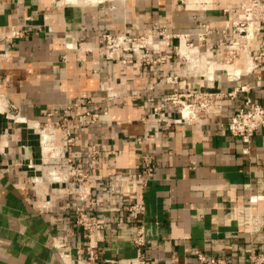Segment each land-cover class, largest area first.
Returning a JSON list of instances; mask_svg holds the SVG:
<instances>
[{
  "label": "crops",
  "instance_id": "0c3cea01",
  "mask_svg": "<svg viewBox=\"0 0 264 264\" xmlns=\"http://www.w3.org/2000/svg\"><path fill=\"white\" fill-rule=\"evenodd\" d=\"M240 1L120 0L107 8L102 3L0 0V264H60L54 242L81 240L72 212L78 199L64 184L51 183L63 174L54 172L53 177L48 170L43 159H51L50 151H43L33 130L61 121L59 112L69 104L75 109L68 126L78 135L69 150L87 163L96 149L99 176L127 172L129 181L139 184L141 153L154 156L153 176L129 197L144 204L136 222L144 227L140 253L147 259L198 264L197 250L249 264L247 250H263L264 229L248 233L228 217L236 206L264 213V127L255 131L250 153L243 154L241 140L224 126L247 98L264 105V59L255 66L242 52V59L232 64L234 78L215 82V90H245L201 123L174 124L142 140L139 120L174 87L207 85L193 78L160 82L174 68L170 59L132 67L98 53L105 32L146 35L155 33L158 24L168 34H188L195 42L201 25H209L211 41L217 44L224 23L239 14ZM22 25L24 31L12 37V29ZM263 36L251 43V52L256 53L254 43L264 42ZM105 88L122 96L107 99ZM86 111L99 113L101 121L78 123ZM50 128L43 130H51L58 143ZM34 174H39L36 183ZM58 187L63 194L43 209L40 194ZM90 211L105 225L97 240L102 258L137 254L135 221L128 212L109 211L100 201Z\"/></svg>",
  "mask_w": 264,
  "mask_h": 264
},
{
  "label": "built area",
  "instance_id": "2783aa9c",
  "mask_svg": "<svg viewBox=\"0 0 264 264\" xmlns=\"http://www.w3.org/2000/svg\"><path fill=\"white\" fill-rule=\"evenodd\" d=\"M245 1V0H241ZM181 3L186 4L185 0H180ZM251 7L264 9V0H248ZM205 3V1H202ZM204 31L197 35V41L205 39V36L212 33L209 25H201ZM26 25H22L21 29L13 28L11 36L17 37L24 31ZM50 31V30H49ZM222 38H225V30L222 31ZM146 36V37H145ZM158 32L152 34L132 35L128 31L122 33L105 32L101 35V43L98 47V53L106 60H118L122 64H131L132 67L136 63L146 62L156 63L154 60L143 59V52H158V45L153 44L158 41ZM175 34H170L168 37H173ZM179 37H184V42H188V34H176ZM199 44L195 47L199 49ZM264 42L256 48L259 53L251 58L257 60L255 66L264 59ZM193 45L192 41L189 43ZM212 43L207 47L211 49ZM161 49V47H160ZM5 52V47L1 48ZM146 55V54H145ZM171 55L167 56L170 58ZM166 60V59H165ZM175 74V75H174ZM169 83H177L181 78L178 72H171ZM188 78V76H185ZM220 83L219 79H216ZM164 83V77L160 79ZM106 98L115 99L122 96L121 93L110 88H105ZM111 90V91H110ZM245 87L241 86L232 91L215 90V80L212 84L208 83L206 87L192 88V87H174V89L161 99L152 107L150 111L145 113L139 123L144 127L142 140L148 137H157L161 129H167L171 125L180 123H201L213 110H219L227 104L229 99H232L238 91H244ZM138 92V91H132ZM148 101H153L149 98ZM88 104L90 101L87 102ZM83 103L82 105H85ZM75 109L74 105H66L60 110L61 121L55 122L52 127L54 131L59 134L58 143L55 138L51 142L50 154L51 159L44 161L45 164L50 165L55 171L61 170L63 172L62 178L51 181L53 184H64L65 190L76 195L78 203L72 207L73 222L81 231V240L75 244H70L63 240H56L54 248L57 252L60 264H177L175 261L164 263H157L147 259L140 248L145 244V231L142 224L137 223L136 220L144 212L143 202H136L129 199L130 194L137 187H143L154 173V156L151 153L143 151L140 155L139 173L141 180L139 184L130 182V174L127 172H114L104 177L99 176L97 171L99 165L97 163V150L92 149L89 155V161L83 163L76 159V154L69 149L76 144L78 135L75 134L68 123H71L70 112ZM187 110L186 115L184 110ZM107 115V112H103ZM101 121V115L97 112L86 111L81 115L78 123L92 124ZM67 123V124H66ZM264 127V105L260 103H253L249 98L245 100L242 108L238 109L232 114L226 122L225 130L241 140V151L243 154H249L251 149V141L255 131ZM44 128V127H43ZM55 132V133H56ZM56 133V134H57ZM41 140V138H40ZM41 146V141L39 142ZM141 143V141H140ZM34 165L28 163V167L36 171ZM38 175L34 174L33 179ZM63 188L58 187L49 192L48 195L40 194L41 207L48 209L52 206L53 198L56 195H62ZM47 196V197H46ZM103 202L106 209L109 211H126L131 215L135 221L133 223L134 237L133 244L137 249V254L132 257H112L102 258L97 244L98 238L101 237V232L105 228L104 223L90 209L96 206L98 202ZM229 221L236 222L237 226L245 232L251 233L264 229V213L253 211L250 206H236L228 217ZM198 264H236L228 261L222 256L206 255L205 253L194 252ZM249 264H264V248L258 253H253L247 250Z\"/></svg>",
  "mask_w": 264,
  "mask_h": 264
},
{
  "label": "rangeland",
  "instance_id": "374dc122",
  "mask_svg": "<svg viewBox=\"0 0 264 264\" xmlns=\"http://www.w3.org/2000/svg\"><path fill=\"white\" fill-rule=\"evenodd\" d=\"M56 1L58 4H63V5L68 4L66 1L64 2V0H56ZM119 2L120 0H109V1L107 0L101 3L104 4L107 8H111L114 6L115 3H119ZM240 2L241 3L239 5V14H237L235 18L229 20L226 25L224 23V26L222 30L220 31V33L221 35H223L222 31L225 30V38H222L221 36L219 43L217 44L212 43L211 41V36L213 34L212 32L208 34L207 36H205V39L201 41V44H199L198 41L196 42L193 41L191 36H189V40L192 41L193 43V45L190 46L189 45L190 41L183 43L182 41H184V39L181 38L180 39L181 42H180L179 37H177L176 34L173 37H168L170 34L164 31V28L160 27L158 24V27L155 31V32H158V35H159L158 41H154L155 38H153V42H152L153 44L158 45L159 47L158 52L152 53L150 58L148 56L149 54H151V52H147V53L143 52L144 53L143 59L149 60V61L154 60L156 64L164 62L165 59L166 60L170 59L174 67L172 72L179 71V75H181V78L178 81L184 79L185 76H188V78H193L194 80L195 79L200 80L205 85H207L209 83V80H212L214 78L219 79V81L233 79L234 77L231 74V71L233 68L232 64L236 62L237 60L242 59V56H243L242 52L244 51L247 52L250 58L255 57L259 53V51L255 50L256 53L251 52L252 51L251 43H253V41H255L256 39H259V37H262L263 36L262 32H264V9L257 8L255 6L251 7V3H249L248 0L240 1ZM185 3H186V0H185ZM210 29L212 28L210 27ZM177 34L180 35L181 33H177ZM179 42L181 43V45H186L184 47L188 50V53L186 52L187 56L185 55V53L181 52ZM262 42H263L262 40L259 42L256 41V43H254V49H256L258 45H260ZM211 43L213 47L211 49H207V47ZM198 44H199V49L197 50L195 47L193 49V46H197ZM206 50H207V53H206ZM218 53H220V55H218ZM169 55H171V57L167 58V56ZM192 59L194 61H192ZM209 61H212V62H209ZM253 61L255 63L257 62V60H253ZM186 65H188V67H186ZM190 65L192 66L190 67ZM206 66L207 67L209 66L208 69ZM210 68L211 70H209ZM212 70H213V73H212ZM206 72H209V73H206ZM170 73L164 77L165 82L169 81L170 77L168 76L170 75ZM201 73L203 74L205 73L206 75L205 74L202 75ZM216 79H215V82L217 81ZM22 125H25V124L22 123ZM31 126L35 127L34 125H31ZM43 127H49V126L44 125L43 123V125H41L39 128L37 127L33 128V130L35 129L34 133H37L35 135L38 140V144H40L39 143L40 135H41V140H42L41 130H43ZM38 131L41 133L39 134ZM43 135L46 137V140H48L49 135H52V131L46 130L43 132ZM57 136H58L57 139H59L58 133H57ZM41 144H42V141H41Z\"/></svg>",
  "mask_w": 264,
  "mask_h": 264
},
{
  "label": "bare ground",
  "instance_id": "6f19581e",
  "mask_svg": "<svg viewBox=\"0 0 264 264\" xmlns=\"http://www.w3.org/2000/svg\"><path fill=\"white\" fill-rule=\"evenodd\" d=\"M67 2V3H75V4H81V5H84V4H91V3H101V2H103V1H107V0H64V2ZM109 1V0H108ZM246 1V0H245ZM244 3V2H243ZM245 5H247V4H245ZM248 7V6H247ZM116 8V7H115ZM118 9V8H117ZM181 42V41H180ZM179 42V46H180V50H181V52H183V53H185V55H186V52L188 53V50L184 47V46H186V45H181V43ZM183 43H184V41H182ZM193 49H194V47H193ZM208 52H210V51H208ZM206 53H207V50H206ZM203 54V53H202ZM216 54V53H215ZM218 55H220V53H218ZM187 56V55H186ZM207 56V55H206ZM189 57H191V56H189ZM211 57V56H210ZM193 58V57H192ZM207 58V57H206ZM205 58V59H206ZM209 58V57H208ZM215 58V57H214ZM217 59V58H216ZM207 60V59H206ZM192 61H194L193 59H192ZM209 62H212V61H209ZM209 64V63H208ZM212 64H214V63H212ZM211 64V65H212ZM192 65H193V63H192ZM192 65H190V67L192 66ZM206 65V64H205ZM253 65V64H252ZM210 66V65H209ZM208 66V67H209ZM250 66V63L248 64V67ZM186 67H188V65H186ZM207 67V66H206ZM208 67H207V69H208ZM251 67V66H250ZM203 68V67H202ZM209 70H211V68L209 69ZM208 70V71H209ZM202 71H204V70H202ZM234 71V70H233ZM242 72V71H241ZM206 73H209V72H206ZM211 73V72H210ZM212 73H213V70H212ZM238 73H239V71H238ZM202 75H204L203 73H201ZM236 74V73H235ZM206 75V74H205ZM208 75H210V74H208ZM215 75V74H214ZM239 75V74H238ZM234 76V75H233ZM1 106V105H0ZM7 109V108H6ZM186 112H187V110L185 109L184 110V114L186 115ZM12 115V114H11ZM44 129V128H43ZM50 129H52V128H50ZM42 131V147H43V151L44 152H47V151H50V147H51V142H52V140L54 139V137H53V133H52V135H49V139L48 140H46V137L43 135V132H44V130H41ZM41 133V132H40ZM46 133V132H45ZM44 133V134H45ZM48 134V133H47ZM51 139V140H50ZM46 140V141H45ZM50 146V147H49ZM48 170H53L52 171V174H53V177H54V171H55V169L53 168V167H51L50 165H49V169ZM42 172H44V171H42ZM55 172H61L62 174H63V172L61 171V170H57V171H55ZM49 173H50V171H49ZM41 176V175H40ZM44 176V175H43ZM41 178V177H40ZM44 178V177H43ZM42 179V178H41ZM46 179V178H45ZM37 180V179H36ZM44 180V179H43ZM40 181H42V180H40Z\"/></svg>",
  "mask_w": 264,
  "mask_h": 264
}]
</instances>
